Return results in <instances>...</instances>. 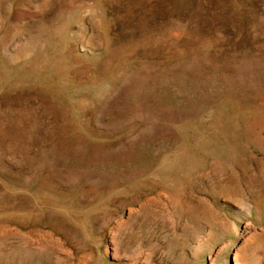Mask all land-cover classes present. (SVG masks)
Masks as SVG:
<instances>
[{
  "label": "rangeland",
  "instance_id": "rangeland-1",
  "mask_svg": "<svg viewBox=\"0 0 264 264\" xmlns=\"http://www.w3.org/2000/svg\"><path fill=\"white\" fill-rule=\"evenodd\" d=\"M0 264H264V0H0Z\"/></svg>",
  "mask_w": 264,
  "mask_h": 264
}]
</instances>
